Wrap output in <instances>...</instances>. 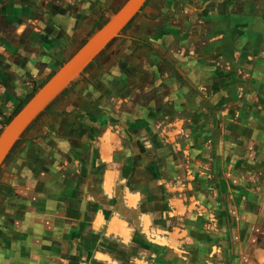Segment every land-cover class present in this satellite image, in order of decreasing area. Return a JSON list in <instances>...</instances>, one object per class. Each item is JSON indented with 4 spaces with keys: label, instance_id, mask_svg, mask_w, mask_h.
Instances as JSON below:
<instances>
[{
    "label": "rangeland",
    "instance_id": "rangeland-1",
    "mask_svg": "<svg viewBox=\"0 0 264 264\" xmlns=\"http://www.w3.org/2000/svg\"><path fill=\"white\" fill-rule=\"evenodd\" d=\"M123 1L0 0V129ZM0 264H264V0H148L1 163Z\"/></svg>",
    "mask_w": 264,
    "mask_h": 264
},
{
    "label": "water",
    "instance_id": "water-1",
    "mask_svg": "<svg viewBox=\"0 0 264 264\" xmlns=\"http://www.w3.org/2000/svg\"><path fill=\"white\" fill-rule=\"evenodd\" d=\"M143 2L144 0H124L3 124L0 129V165L30 122L81 73L111 39L119 35L122 27Z\"/></svg>",
    "mask_w": 264,
    "mask_h": 264
},
{
    "label": "trees",
    "instance_id": "trees-1",
    "mask_svg": "<svg viewBox=\"0 0 264 264\" xmlns=\"http://www.w3.org/2000/svg\"><path fill=\"white\" fill-rule=\"evenodd\" d=\"M147 1L148 0H144V2L142 3V5L139 7V9H138V11L136 12V13H134V15L126 22V24L122 27V29L120 30V32H122L123 30H126L129 26H130V24H131V22H132V20L135 18V16H136V14L141 10V8L147 3ZM105 21V19H101V20H99V21H97V23L94 25V28H96V27H98L99 25H101L103 22ZM93 28V29H94ZM92 29V30H93ZM92 30L90 31V32H92ZM117 37V36H116ZM116 37H114V38H116ZM113 38V39H114ZM112 40V39H111ZM111 40L104 46V47H106L110 42H111ZM84 41V40H83ZM82 41V42H83ZM132 41L133 42H135V44L138 46V47H145V48H148V49H151L152 47H151V45H150V43L149 42H147L146 40H142V39H140V38H132ZM81 42V43H82ZM80 43V44H81ZM101 52V51H100ZM99 52V53H100ZM95 59V58H94ZM94 59H92L90 62H88L87 63V65L82 69V71L81 72H84L85 71V69L88 67V66H90L91 64H92V62L94 61ZM62 63V62H61ZM53 71H51V72H49L47 75H46V77L44 78V79H42L36 86H32L31 87V89H30V91L22 98V99H20L18 102H17V104L13 107V109L11 110V112H10V114L9 115H7L5 118H3V121H2V123L4 124V123H6L7 121H8V119L17 111V109L32 95V93L35 91V89L38 87V86H40L50 75H51V73H52ZM72 83V82H71ZM67 89V87H65L53 100H51L46 106H45V108L30 122V124L23 130V132L24 131H26L32 124H33V122L35 121V119L38 117V116H40L44 111H46L50 106H52V104L56 101V99H57V97L60 95V94H62L65 90ZM22 132V133H23ZM21 133V134H22ZM21 136V135H20ZM20 139V137L15 141V143L12 145V147L10 148V150L8 151V153L6 154V156L4 157V159H3V161L2 162H4L5 160H7L8 159V157L10 156V154H11V151L14 149V147H15V145H16V143H17V141Z\"/></svg>",
    "mask_w": 264,
    "mask_h": 264
},
{
    "label": "clouds",
    "instance_id": "clouds-1",
    "mask_svg": "<svg viewBox=\"0 0 264 264\" xmlns=\"http://www.w3.org/2000/svg\"><path fill=\"white\" fill-rule=\"evenodd\" d=\"M33 75H35V71L33 72Z\"/></svg>",
    "mask_w": 264,
    "mask_h": 264
}]
</instances>
